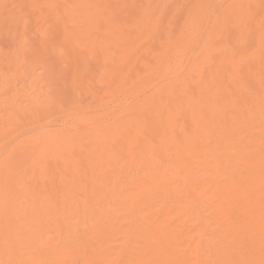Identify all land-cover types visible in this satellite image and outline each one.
I'll return each mask as SVG.
<instances>
[{"label":"bare ground","instance_id":"6f19581e","mask_svg":"<svg viewBox=\"0 0 264 264\" xmlns=\"http://www.w3.org/2000/svg\"><path fill=\"white\" fill-rule=\"evenodd\" d=\"M31 0H0L24 3ZM84 4H184L202 0H59ZM206 2V0H204ZM259 3V0H213ZM172 18L169 17V20ZM183 21L155 36L141 37L134 24L115 36L100 32L81 36L50 50L62 73L61 86L85 105L65 117L60 129L41 122V143L24 164L29 192L17 203V223L42 240L60 241L83 229L103 244L119 247L135 208L134 228L143 222L160 226L166 240L180 249L175 258L198 264L214 252L217 241L235 237L249 222L241 181L251 177L257 193L255 223L259 231V120L246 131L235 119H222L228 88V60L217 58L204 69V45L186 38L177 48ZM174 32V36L170 33ZM9 41L0 35V50ZM93 49H96L93 51ZM108 50L105 54L104 50ZM171 49V51L169 50ZM199 68L198 72H194ZM261 60L257 35L248 79L259 88ZM4 63L0 52V164L14 141L33 142L36 124L16 123L5 111ZM213 75L216 79L213 80ZM212 81L200 86L201 77ZM23 94L31 83L18 85ZM201 109L216 117L219 129L189 152L184 143ZM251 137L256 159H245ZM190 164L186 166L183 161ZM151 161V163H148ZM0 167V185L3 181ZM88 208L87 213L84 209ZM52 259L71 260L69 254Z\"/></svg>","mask_w":264,"mask_h":264},{"label":"snow or ice","instance_id":"6c2138e0","mask_svg":"<svg viewBox=\"0 0 264 264\" xmlns=\"http://www.w3.org/2000/svg\"><path fill=\"white\" fill-rule=\"evenodd\" d=\"M177 19L183 21L180 37L175 40L177 48L184 46L186 38L202 43L205 71L217 58L228 60L227 94L222 97L217 93L212 98L215 103L223 99L226 104L222 119L234 118L245 131L254 128L258 119L260 127L259 231L254 219L257 189L249 176L241 181L248 224L235 237L222 243L217 241L212 245L214 252L198 264H264V0L147 5L61 3L59 0L0 3V35L9 41L0 50L4 63L5 111L18 124H36L30 130L34 133L33 142L17 138L0 164L4 173L0 185V264H190L175 258L180 249L165 239L159 225L143 222L132 227L135 208L129 210L131 218L126 221L129 228L118 237L122 241L119 247L103 244L88 231L87 225L60 241L42 240L17 223L15 211L17 203L32 192L25 178L24 164L40 147L41 122L46 129H60L65 117L75 115L86 103L83 96H73L61 86L62 73L50 55V50L57 47V40H63L59 52L64 55V45L81 36L91 38L100 32L121 36L130 23L141 37L155 36L170 28ZM257 35L261 60L258 89L248 79ZM104 51L108 54V50ZM198 71L199 68L194 70ZM212 79H216L215 75ZM21 82L25 86L31 83L30 90L23 94L18 88ZM205 84L211 89L212 81L202 76L201 88ZM218 129L216 117L201 109L199 120L182 143L190 153L195 152ZM245 139L249 140L245 159L251 164L256 152L251 147V137ZM183 163L190 164L187 159ZM83 211L86 214L88 208ZM57 254H69L73 258H51Z\"/></svg>","mask_w":264,"mask_h":264}]
</instances>
